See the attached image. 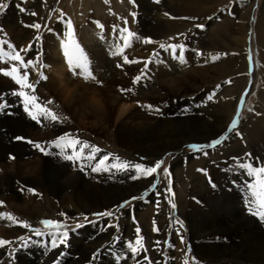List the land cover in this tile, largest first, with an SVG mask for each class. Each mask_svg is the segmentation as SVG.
Returning a JSON list of instances; mask_svg holds the SVG:
<instances>
[{
  "label": "rangeland",
  "instance_id": "374dc122",
  "mask_svg": "<svg viewBox=\"0 0 264 264\" xmlns=\"http://www.w3.org/2000/svg\"><path fill=\"white\" fill-rule=\"evenodd\" d=\"M40 1L41 3L35 4V0H0V4L7 5L3 11H0V25L2 21L1 17L5 12L12 14L18 24L22 26V30L28 29L29 19L33 17L31 13H34V11H36V13L37 11H41L40 14L43 16L38 23L41 27L33 37L34 42H37L35 49L41 52L42 62L38 61V56H32L29 59L28 54L30 51L29 49H31L30 43L26 46V49L18 50L20 55L24 58L25 63L29 60H34V66L41 64V68L39 69L40 76L37 81L32 82L31 76L27 81V83L29 82L34 85L32 87L33 89L16 84L11 77L0 72V81H2L0 82V104L4 105V107L0 108V116L3 115L0 117V148L3 145L4 148L9 149L11 145L22 141V143L29 144V146L32 144L30 153L32 155L29 154L27 158L25 156L24 160L23 158L18 160L19 158H16L14 154L10 153L0 157V190H2V192L0 191V202H2L0 203V232L3 233L7 231L11 226H14L10 228L12 231L17 232L20 229L24 231L25 227L22 226L23 222H27V224L30 225V228H25V233L19 234L17 239L11 244L9 243V247L6 248V250L8 249L5 255L6 259H1L0 264H8L10 257L17 251L26 252L31 245L33 246L38 242L37 240H39L40 237L42 239V237L51 236L48 234L49 232H42L43 235L38 236L31 231V229L51 231V229L46 228L40 223L42 220L58 221L63 225L61 231L66 230L68 232L66 242L64 244H58L56 248H53L50 243L44 242L49 244L44 247V250L47 251L45 254L51 251H58V253L61 254V257H58L56 262H63V257H67L66 252L71 256L72 244L76 242L78 236L83 235L85 238H94L93 235L100 234L101 236H109V231L111 230H114V233L111 234V241H113L112 238L117 239L114 242L109 241L110 251L108 254L111 256V259H113V263H126L133 259L142 261V257L133 256L130 249L127 247L129 243H135L137 239L136 228L139 227V235L143 237V248L147 250L139 251L144 254L143 259L148 257L151 264H165V261L167 264H185V261H187V264H198V260L195 258L194 254V242H190L188 237L190 229L185 217H183V214H187L190 211L189 207L191 205L189 206L187 204H192L195 200L194 197H196V194H194L195 191L192 190V184L190 185L191 178L196 174L200 175L203 183L211 186V183H213L212 181H214L212 178L213 172L218 170L219 173H221V183L231 189H236L241 186L240 190H243L242 188L246 190L248 187L247 184L252 179L256 178L250 176L246 169L244 170V168L240 167V162L245 160L244 163H246L248 161L247 163L251 164L254 168L264 167V162H262L264 161V57L262 56V48L258 45L256 40V22H258L261 15L264 0H220L213 5H205L204 8H211L208 13L203 15L205 18L197 15H179L176 10L179 0H159V3L155 2L156 0H147L150 5L154 6V9L150 11L146 9L144 11L140 10L138 8L139 4H141L139 0H89L88 3L92 5L84 10V12L81 11L80 6V9L77 7V0ZM248 1L254 3L251 10L248 9L246 5ZM78 3L83 6L81 4L82 0H79ZM95 3H98V5L96 6ZM37 7L39 9H37ZM21 9H26L27 11H21ZM159 16L162 19L159 18ZM246 19L248 20L249 27H247L248 32L244 39L247 44H243L240 42L243 34L241 30H239V25H242L243 21ZM68 21L71 22L72 31L74 33L71 39L80 46L84 55L87 57L86 69L70 67L68 58L64 54V45L68 41ZM125 21H127V23H125ZM57 25H61V27L58 28ZM196 25H201L202 27H197ZM83 28L88 32L90 31L88 38L86 34L82 33ZM125 28L129 32L135 34L134 37L129 38V47H124V37L127 36V32L123 33V36L121 35V31ZM164 28L166 29L164 30ZM16 33L20 32L18 31ZM2 34H4V37L0 38L4 40L3 43L9 45L11 39L5 35V32H2ZM37 36L40 37L39 40L36 39ZM248 36H250V44H248L247 41ZM86 38L88 41L97 39L99 41L97 44L99 49L94 51L93 48L95 46H90ZM160 38L163 39L160 40ZM149 39L152 43L144 42ZM161 44L165 46L183 45V62H181L180 59L178 60V58L174 59V57H179L181 54L179 47L176 49V52L173 53L171 48H161ZM51 45H53V47ZM248 45L253 58L251 68H249L247 58ZM117 47L123 48L122 55L113 54ZM55 51L60 56V61L53 66L50 64V59L56 56ZM124 56H127L129 61L135 60L138 62L124 63ZM213 56H218V59L213 60ZM48 60L50 61L48 62ZM16 64H18V62L10 61L9 58L0 59V69L10 70L11 67ZM107 65L112 66V69L106 68ZM117 65L121 66L118 67ZM230 69L232 73H229ZM51 70L54 72V75H50ZM23 71L24 70L21 69L19 74L22 75ZM137 76H141L142 78L138 83H134V78ZM52 78L56 80H54L55 83L53 84L49 83V81L53 80ZM5 81L7 83H5ZM247 81L248 83H246ZM249 82L251 86H249ZM173 88L178 90V95L171 93ZM121 89H130V91H121ZM247 89L248 91L245 94ZM20 91H23L25 96H18L15 94ZM242 91L244 94L239 98L243 93ZM209 95H212L211 100L208 99ZM32 97H35V99H32ZM243 97L244 101L239 112L237 128L233 133L229 134V137L223 144L206 149L207 155H204L203 152L200 151H193L187 146L209 144L210 141L212 142L223 135L225 133L224 130L217 134L209 135L207 132H204L206 134V139L201 142L192 140H188V142L186 139L183 144L178 142L180 146L173 151L161 152L159 155L146 157L147 161H145L146 164H144V166H152L156 161L161 159L164 161L161 169L158 170L160 179L159 183H156V193L151 190V185L155 183V175L151 177L140 175L139 178H134L137 176V173L134 168L129 167L127 170L114 169L116 172L114 170L110 172L109 170L107 174L101 175L102 177L99 179L95 176L97 173L91 170L98 161L96 160L98 154L101 156L108 155L109 158L112 156L115 158L118 157L119 161H117V163L130 162L131 165H135L136 162L134 161L136 155L134 156V154H132V156L129 157L125 154L126 152L123 151L125 148L120 150L116 145L120 140L122 141V133H125V130H128V128H131L133 123L137 122L140 118L141 115L134 114L138 109L153 113V117L160 120L162 124L168 123V125L172 126L174 123H177L174 122V120L177 119L187 122L193 121L197 125H201L205 120L207 122H211L215 119L221 120L227 112H230L229 115L233 116V119L237 118L235 112H237L239 106L238 101ZM25 100L28 102V111H25ZM149 105L152 107L149 108ZM40 109L42 111H40ZM44 109H48L52 113H55L59 119L57 121H52L50 118L45 119L42 114ZM211 111H215L216 113L212 115L210 114ZM21 112H25L24 114L30 117H32L31 115H35L33 113H37L39 117V124H37L38 129L30 133L26 131L22 137H19L21 139L17 138L15 140L12 138L13 133L7 129V125L8 123L10 124L12 116L14 117ZM29 113H31V115ZM177 113L180 115L177 116ZM122 121L126 123V129L122 127L121 130ZM50 125H52V127ZM167 131H172V129L167 128ZM53 134L55 135L53 136ZM210 135H213L212 138ZM61 136L65 137L66 143H70L69 141L76 138L80 141H86L89 145H93L100 149L94 161L87 160V163L83 167L79 165V163H81V158L72 161L68 159L62 161L63 165H67L71 162L65 172V175L72 172V181L70 182L72 185L71 188L69 187L68 191L64 193L66 196L70 195L75 198L78 193L85 192L86 194H90L92 200L96 197L99 203L103 200L106 202L100 203V207L97 208L98 210H93L94 213L89 211V214L87 213L88 215L86 214L80 218L73 214L67 215L63 213L65 215H61L60 212H56L54 207L50 205L51 203H58L52 196L54 190L50 188L52 185L51 182H54L51 180H54L57 173L50 167L52 163L54 164L56 161L54 156L55 153L60 152V148L56 147L54 142ZM197 137L198 136H195L193 139ZM9 139L12 144L8 143L9 145L6 146ZM30 140H32L31 143ZM35 143H41L40 146L41 148L43 146V151L35 147ZM86 150L89 151V149H85L84 156L87 155ZM223 154L225 155L223 156ZM33 157H36V160ZM101 158L102 157H99V160ZM223 159L224 161H222ZM26 162L32 164V167L28 168L27 172L29 177L28 182L23 181L20 174L25 168L22 164ZM44 162H46V164H44ZM62 162L60 163L62 164ZM219 163L221 164L219 165ZM5 166H7L6 169ZM8 168L10 169L8 170ZM165 168L169 170V176L164 175L163 169ZM102 172L105 171L102 170ZM116 174L118 176H116ZM117 177L126 178V181L130 183L126 184L128 190L119 195L114 191V187L110 186L111 183L118 179ZM63 180L65 181V179ZM246 180L249 182L246 183ZM43 181L49 183L47 184L49 186L44 187ZM169 181L171 182V192L168 191ZM144 188L148 191L146 198L131 200V203L124 207L123 210H116L117 206L122 202L129 201L134 196L139 197L140 194L145 192ZM260 188L259 186V190L257 191H261ZM110 192L114 194V197L108 195ZM119 196L122 198H119ZM117 197L119 200H116ZM107 198L110 199L107 200ZM169 200L175 203V208H172L171 204L168 202ZM254 200L255 198H252L250 201L251 203L245 201L246 206L244 208L246 218H244V220H246V222L241 221L240 224H249V221L254 220L253 222L264 227L263 221L260 218L261 208L259 207V203L254 202ZM108 201L109 205L107 204ZM13 204H16L19 209L16 208L14 210L12 207ZM105 204L107 205L106 207ZM149 207H151V209ZM146 208L149 209L145 211ZM67 209L72 211L75 210L72 207H67ZM150 210L155 211L153 212ZM107 211H112L114 215H96L101 212L106 213ZM179 212H181L182 215ZM7 214H10L15 220H9ZM213 214L215 216V213H212V215ZM40 217L42 219H39ZM85 217H87V219H85ZM258 218H260L261 222L257 220ZM125 224L130 225L132 231L124 234V229L120 230V228ZM247 224L243 233L240 232V236L245 243L242 253L246 255V262L242 263L241 261H235V264H258L256 261L258 259L254 257L256 259L254 260L253 254L261 255L259 252L264 251L263 247L261 248L262 245L264 246V237H260L259 234L254 233L253 228H250L251 226L247 227ZM115 225H118V228L115 227ZM251 225L254 226L253 223H251ZM164 226L166 229V236L163 240L160 239L161 236H158V232L153 229L154 227L158 228ZM184 230L187 231L185 232ZM262 232L264 233V228ZM176 233L178 240H173L172 235ZM122 234L125 235L122 241V245H125V247L123 246L124 251L116 245L119 243ZM21 237H23V239H21ZM232 238L231 235L229 238L228 236L220 237V239H222L221 243H224L221 249H223L226 244H230V242L231 247L239 243L236 242L237 240L235 237V239ZM0 239L4 240L6 238L2 235ZM218 239L219 237L215 238V241ZM8 240L9 239L5 241ZM157 242H159V244ZM34 247L38 248L37 245H34ZM40 249L38 248V250ZM154 251L157 254H155ZM14 255L11 258V263L15 260ZM98 256L100 255L98 254ZM161 256L163 257L161 258ZM94 257L95 256H93V260ZM100 258L103 260L102 257ZM98 261L99 260L96 259L93 263L96 264ZM56 262L53 261L50 264H56Z\"/></svg>",
  "mask_w": 264,
  "mask_h": 264
},
{
  "label": "bare ground",
  "instance_id": "6f19581e",
  "mask_svg": "<svg viewBox=\"0 0 264 264\" xmlns=\"http://www.w3.org/2000/svg\"><path fill=\"white\" fill-rule=\"evenodd\" d=\"M138 1V0H137ZM141 2V4H139L138 8L142 11H144L145 9L147 11L153 10L154 6L150 5L149 2L147 0H139ZM163 1V0H162ZM166 1V0H164ZM173 1H177V0H173ZM220 0H179V3L176 7V10L178 12L179 15H197L199 17L203 16L204 14L208 13V11L211 10L210 7L204 8L205 5H213L214 3L219 2ZM227 1V0H225ZM41 3L40 0H35V4L36 3ZM79 0H77V7L81 8V11L84 12V10H86L89 6H91L88 2L89 0H82V5L81 6L79 3ZM156 2V1H155ZM50 3V2H49ZM63 3V2H62ZM159 3V2H158ZM170 3V2H169ZM172 3V2H171ZM137 4V3H136ZM167 4V3H166ZM253 2L248 1L247 2V6L248 9L251 10V7L253 6ZM95 5L97 6L98 3H95ZM169 5V4H168ZM229 5V4H228ZM45 6V5H44ZM245 6V7H247ZM41 7V6H40ZM59 7V6H58ZM42 8V7H41ZM79 8V9H80ZM159 8V7H158ZM209 8V9H208ZM234 8V7H233ZM37 9H39L37 7ZM95 9V8H94ZM164 9V8H162ZM261 9V8H260ZM98 10V7H97ZM158 10V9H157ZM228 10V9H227ZM15 11V10H14ZM74 11V10H73ZM95 11V10H94ZM146 11V12H147ZM223 11V10H222ZM41 11H34L35 16L33 15L32 19H29V25H33V24H38L41 20L42 14H40ZM98 12V11H97ZM17 13V12H16ZM15 13V14H16ZM49 13V12H48ZM173 13V12H172ZM239 13V12H238ZM40 14V15H39ZM143 14V13H142ZM153 14V13H152ZM218 14V13H217ZM138 15V14H137ZM139 16V15H138ZM146 16V15H145ZM155 16V15H154ZM164 16V15H163ZM171 16V15H170ZM174 16V15H173ZM225 16V15H224ZM140 17V16H139ZM204 17V16H203ZM202 17V18H203ZM213 17V16H212ZM2 21H1V29H0V37L3 38L4 34H2V32H5V35L7 37H9L11 39V42L9 43L10 45L13 46V48L15 49V51L18 50H24L26 49V46L30 43L31 49H29V59L33 56L39 57V62H42V55L40 51H37L35 49V47L37 46V42H34L33 37L34 35L37 33V29L33 28V27H28V29H21L22 26H20L18 24V22L14 19V17L12 16V14L10 13H4L3 16L1 17ZM16 18V17H15ZM77 18V17H76ZM144 18V17H143ZM159 18H161L159 16ZM205 18V17H204ZM210 18V17H209ZM21 19V18H20ZM74 19V18H73ZM162 19V18H161ZM171 19V18H170ZM215 19V18H214ZM140 20V19H139ZM167 20V19H166ZM76 21V19H75ZM146 21V20H145ZM157 21V20H156ZM20 22V21H19ZM173 22V21H172ZM171 22V23H172ZM257 23V34H256V40L258 45L262 48V56L264 57V5L261 9V15L258 19ZM80 24V22H79ZM156 24V23H155ZM165 24V22H164ZM206 24V23H205ZM176 25V24H175ZM158 26V25H155ZM58 28L61 27V25H57ZM167 27V26H166ZM177 27V26H176ZM175 27V28H176ZM184 27V26H183ZM247 27H249L248 24V20L246 19L245 21H243L242 25H239V30H241L242 32V39L240 40L241 43L243 44H247V42H245V36L246 33L248 32ZM172 28V27H171ZM170 28V30H171ZM206 28V27H205ZM166 28H164L165 30ZM189 29V28H188ZM193 29V28H192ZM143 30V29H142ZM20 32V33H16V32ZM149 31V30H148ZM185 31V30H184ZM199 31V30H198ZM90 32V31H89ZM88 31H86L83 28V34H86V37H89V33ZM145 32V31H144ZM180 33V32H179ZM95 34V33H94ZM164 34V33H163ZM200 34V33H199ZM241 34V33H240ZM145 35V34H144ZM149 35V34H148ZM167 35V34H166ZM195 35V34H194ZM94 36V35H93ZM168 36V35H167ZM174 36V35H173ZM179 36V35H178ZM198 36V35H197ZM47 37V36H46ZM202 37V36H201ZM229 37V36H228ZM0 38V48L2 50H4L5 53H9L12 52V49L8 48L7 44H4L3 41ZM50 38V37H49ZM78 38V37H77ZM86 38V40H87ZM192 38V37H191ZM90 39V38H89ZM163 39V38H162ZM160 38V40H162ZM178 39V38H177ZM231 39V38H230ZM45 40V39H44ZM229 40V39H228ZM88 41V40H87ZM155 41V40H154ZM219 41V40H218ZM251 41V40H250ZM98 40H90L88 41V44H90V46H95L93 49L94 51L98 50ZM228 42V41H227ZM239 42V41H238ZM157 43V42H156ZM197 43V42H196ZM217 44V43H216ZM221 44V43H220ZM219 44V45H220ZM140 45V43H139ZM144 45V44H143ZM222 45V44H221ZM231 45V44H230ZM50 46V45H49ZM53 47V45H51ZM150 46V45H149ZM159 46V45H158ZM51 47V48H52ZM233 47V46H232ZM29 48V47H28ZM148 48V47H147ZM146 48V49H147ZM151 48V47H149ZM92 49V48H91ZM142 49V47H141ZM217 49V48H216ZM154 50V49H153ZM140 51V50H139ZM48 52V51H47ZM56 52V51H55ZM160 52V51H159ZM193 52V51H192ZM99 53V52H98ZM146 53V52H145ZM14 54V53H13ZM54 54V53H53ZM56 56H54L53 58H51L50 60H48V62L50 61V64L54 66V64H56L58 61H60V56L58 55V53H55ZM54 54V55H55ZM49 55V54H48ZM51 55V54H50ZM150 55V54H149ZM178 55V54H177ZM246 55V54H245ZM177 57V56H176ZM27 58V57H26ZM50 58V57H49ZM34 59V58H32ZM175 59V58H174ZM177 59V58H176ZM179 60V59H178ZM7 61V60H5ZM34 61V60H33ZM173 61V60H172ZM264 61V60H263ZM4 62V61H3ZM2 62V63H3ZM46 62V61H45ZM262 62V61H261ZM7 63V62H6ZM225 63V62H224ZM43 65V64H42ZM132 65V64H131ZM138 65V64H137ZM168 65V64H167ZM114 66V65H113ZM231 66V65H230ZM41 68V64L40 65H36V66H29L28 68V75L29 77L31 76V80L32 82H36L38 77L40 76V69ZM54 68V67H53ZM106 68L112 69V66L107 65ZM160 68V67H159ZM182 68V67H181ZM224 68V67H223ZM264 68V67H263ZM170 69V68H169ZM175 69V68H174ZM222 69V68H221ZM53 70V69H52ZM50 71V75H54L53 71ZM108 70V69H106ZM161 70V69H160ZM164 70V68H163ZM162 70V71H163ZM247 70V69H246ZM47 71V70H46ZM166 71V70H165ZM174 71V70H173ZM178 71V70H177ZM180 71V70H179ZM48 72V71H47ZM182 72V71H181ZM232 73L231 69L229 70V73ZM169 73V72H168ZM33 74V76H32ZM43 74V72H42ZM246 74V73H245ZM44 75V74H43ZM159 75V74H158ZM162 75V74H161ZM198 75V74H197ZM45 76V75H44ZM168 76V75H167ZM184 76V75H183ZM54 77V76H53ZM231 77V76H230ZM47 78V77H45ZM173 78V77H171ZM53 79V78H52ZM55 79H53L52 81H49V83H55L54 81ZM58 80V79H57ZM167 80V79H166ZM198 80V79H196ZM165 81V80H164ZM195 81V80H194ZM238 81V80H237ZM250 81V80H249ZM2 82V81H0ZM47 82V81H46ZM5 83H7L5 81ZM29 83V82H28ZM58 83V82H57ZM166 83V82H165ZM183 83V82H182ZM248 83V81L246 82ZM245 83V84H246ZM250 83V82H249ZM35 84V83H34ZM51 84V85H52ZM172 84V83H171ZM197 84V83H195ZM40 85V84H39ZM38 85V86H39ZM169 85V84H168ZM2 86V85H1ZM34 86V85H33ZM7 87V85H6ZM47 87V86H46ZM169 87V86H168ZM171 87V86H170ZM173 87V86H172ZM175 87V86H174ZM10 88V87H9ZM56 88V87H55ZM182 88V87H181ZM21 89V88H20ZM57 89V88H56ZM186 89V88H185ZM241 89V88H240ZM244 89V88H243ZM60 90V89H59ZM160 91V90H159ZM169 91V90H168ZM181 91V90H180ZM188 91V90H187ZM211 91V90H210ZM244 91V90H243ZM242 91V92H243ZM189 92V91H188ZM63 93V92H62ZM172 94H176L178 95L179 92L176 88H173V90L171 91ZM214 93V92H213ZM225 93V92H223ZM212 94V93H211ZM221 94V93H220ZM244 94V92L241 94V96L239 98L242 97V95ZM169 96V95H168ZM185 96V95H183ZM7 97V96H6ZM16 97V96H15ZM223 97V96H222ZM235 97V96H234ZM17 98V97H16ZM186 98V97H185ZM237 98V97H236ZM238 98V99H239ZM4 99V98H3ZM24 99V98H23ZM226 99V98H225ZM229 99V98H228ZM215 100V99H214ZM220 100V99H217ZM222 100V98H221ZM240 101V99H239ZM238 101V102H239ZM210 102V101H209ZM178 103V102H176ZM204 103V102H203ZM212 103V102H211ZM228 103V102H227ZM225 104V103H223ZM169 105V104H168ZM181 105V104H180ZM183 105V104H182ZM234 105V104H233ZM18 108V107H17ZM180 108V107H179ZM202 108V107H201ZM210 108V107H209ZM212 108V107H211ZM106 110V109H105ZM121 110V109H120ZM125 110V109H124ZM142 109H138L136 110V112H134L135 115H141L140 118L137 120V122H134L133 125L131 126V128H128V130H125V133H122V141L120 140L119 143L116 145V147L118 149H122L125 148V151L129 157L132 156V154H134L135 157V161L137 164H141L144 165L146 164L145 161L146 157L151 156V155H159L161 152L165 153L166 151H173L176 148H178L180 145L178 144V142L180 144H183V142L187 139L188 140H192V141H197V142H201L204 139H206V134L204 132H207V134H217L218 132H222V130L226 131V129L230 126V123L234 120L233 116L229 115V113L227 112L221 120L219 119H215L212 120L211 122H207L206 120L204 121V123H202L201 125H197L195 122L190 121H181V120H174V123L172 126L168 125V123L162 124V122L160 120H157L155 117H153V113L150 112H144L141 111ZM167 110V109H166ZM230 110V109H229ZM40 111H42L40 109ZM94 111V110H93ZM181 111V110H180ZM7 112V111H6ZM175 112V111H174ZM222 112V111H221ZM13 113V112H12ZM25 113V112H24ZM23 112L19 113L16 116H12L11 117V122L10 124L8 123L7 125V129L10 130L13 133L12 138H14L15 140L19 137H22V135L27 131L28 133L32 132L33 130L37 131L38 129V125L39 122V117L37 116V113H33L35 114V116H37V120H33L32 117H30L29 115L24 114ZM62 113V112H61ZM103 113V112H102ZM118 113V112H117ZM124 113V112H123ZM168 113V112H167ZM215 111H211L210 114H215ZM219 113V112H218ZM223 113V112H222ZM236 113V112H235ZM1 114V112H0ZM8 114V113H7ZM123 115V114H122ZM177 116H179L180 114L177 113ZM209 115V114H208ZM211 115V116H212ZM3 116V115H1ZM0 116V117H1ZM5 116V115H4ZM32 116V115H31ZM105 116V115H104ZM219 116V115H218ZM44 117V116H43ZM204 117V116H203ZM206 117V116H205ZM10 118V117H9ZM124 119V118H123ZM128 119V118H127ZM202 119V118H201ZM205 119V118H204ZM213 119V118H212ZM5 120V119H3ZM41 120V119H40ZM195 120V119H194ZM127 121V120H126ZM203 121V120H202ZM41 122V121H40ZM99 122V121H98ZM53 123V122H51ZM64 123V121H63ZM56 124V123H55ZM67 124V123H66ZM126 123L122 121L121 123V130L122 127H124V129H126L125 127ZM5 126V125H4ZM52 127V125H50ZM56 126V125H55ZM59 126V125H58ZM57 127V126H56ZM92 127V126H91ZM58 128V127H57ZM61 128V127H60ZM63 128V127H62ZM79 128V127H78ZM84 128V127H83ZM167 128H171L172 131H167ZM66 129V128H65ZM76 129V128H74ZM54 130V128H53ZM45 131V129H44ZM47 131V130H46ZM65 131V130H64ZM71 131V130H70ZM120 131V130H119ZM53 132V131H52ZM27 133V134H28ZM49 133V132H48ZM44 134V133H43ZM50 135V134H49ZM55 134H53L54 136ZM28 136V135H27ZM32 136V135H31ZM30 136V137H31ZM41 136V135H40ZM73 136V135H72ZM75 136V135H74ZM119 136V135H118ZM195 136H198L196 139ZM211 136V135H210ZM213 136V135H212ZM211 136V138H212ZM76 137V136H75ZM112 137V136H111ZM216 137V136H215ZM220 137V136H219ZM229 137V136H228ZM234 137V136H233ZM232 137V138H233ZM36 138V137H35ZM114 138V137H112ZM217 138V137H216ZM27 139V138H26ZM29 139V138H28ZM69 139V138H68ZM76 139V138H75ZM215 139V138H214ZM33 140V139H32ZM30 140V142L32 141ZM37 140V138H36ZM83 140V139H82ZM68 141V140H67ZM90 141V140H89ZM114 141V140H113ZM231 141V140H230ZM23 142V141H22ZM22 142L19 143H15L14 145H11L9 149H6L3 147V145L0 148V157L2 155H6V154H14V156H16V158H19L18 160H20V158H23L27 156L31 153V148H32V144L31 146H29V144H24ZM70 142V141H69ZM108 142V141H107ZM189 142V141H188ZM211 142V141H210ZM235 142V141H234ZM237 142V141H236ZM11 143V140L9 139L7 142L8 146ZM46 143V142H45ZM36 144V143H35ZM41 144V143H40ZM194 144V143H193ZM113 145V144H112ZM100 147V146H99ZM115 147V146H114ZM43 148V146H42ZM67 148V149H65ZM65 148H60V152L55 153V159L56 161L54 162V164L52 163L51 167L49 165L50 168H52L53 170L56 171V175L54 177V180H50L54 181L51 182V189H53L54 191L52 192V196L54 198V200L58 203H51L50 205L54 207V210L56 212H60V213H66L67 215H76L78 218L85 216L89 211L93 212V210L97 209L100 207V203H106L104 200L101 201L100 203L98 202V198H94V200L91 199L90 194H86L85 192H81L78 193L76 195L75 198H73L70 195H65L64 193H66L69 189V187L71 188V173H67L65 175V172L67 170V168L70 166L71 162L68 163L67 165H63V160H66V156L73 154V150L71 147H65ZM35 149V148H34ZM103 149V148H102ZM9 152H8V151ZM79 150V146H77V153ZM117 150V149H116ZM38 151V150H37ZM133 151V152H132ZM36 152V151H35ZM34 152V153H35ZM132 152V153H131ZM259 152V151H258ZM86 153H88V150H86ZM102 153V152H101ZM105 153V152H104ZM177 153V152H176ZM182 153V152H181ZM53 154V153H52ZM107 154V153H106ZM32 155V154H30ZM118 155V154H117ZM225 154H223L224 156ZM231 155V154H229ZM13 156V155H12ZM221 156V157H223ZM4 157V156H3ZM44 157V156H42ZM51 157V156H50ZM98 158H96V160H99V157H103L100 154H98L97 156ZM179 157V156H178ZM234 157V156H233ZM260 157V156H259ZM7 158V157H5ZM34 158V157H33ZM36 158V157H35ZM34 158V159H35ZM38 158V157H37ZM41 158V156H40ZM239 158V157H238ZM257 158V157H256ZM126 159V158H125ZM133 159V158H132ZM236 159V158H235ZM246 159V158H245ZM260 159V158H259ZM4 160V159H3ZM17 160V163H18ZM36 160V159H35ZM51 160V159H50ZM53 160V159H52ZM87 158L86 156H82L81 157V163H79V165H81V167L85 166V164L87 163ZM128 160V159H127ZM189 160V159H188ZM232 160V159H231ZM254 160V159H251ZM7 161V160H6ZM72 161V160H71ZM94 161V160H93ZM224 161V159L222 160ZM221 161V162H222ZM245 161V160H244ZM242 161V162H244ZM5 162V161H4ZM29 162V161H28ZM28 162L23 163L22 166L24 165L25 168L23 171H21V179L23 181L28 182L29 177L27 175L28 172V168L32 167L31 163L28 164ZM33 162V161H32ZM50 162V161H49ZM62 162V164L60 163ZM220 162V161H219ZM248 162V161H247ZM246 162V163H247ZM264 162V161H262ZM117 163V160L115 159V157H110L109 160L106 162L107 165H112ZM135 163V164H136ZM238 163V162H237ZM241 163V162H240ZM44 164H46V162H44ZM78 164V163H77ZM76 164V165H77ZM180 164V163H179ZM183 164V163H182ZM218 164V163H217ZM221 163H219L220 165ZM223 164V163H222ZM255 164V163H254ZM34 165V164H33ZM43 165V164H42ZM226 165V164H225ZM228 165V164H227ZM40 166V165H39ZM44 166V165H43ZM229 166V165H228ZM232 166V165H231ZM234 166V165H233ZM240 166V165H239ZM7 166H5L6 169ZM18 167V166H17ZM79 167V166H78ZM92 167V166H91ZM104 166L102 165L101 168H103ZM212 167V166H211ZM16 168V167H15ZM21 168V166H20ZM48 168V166H47ZM10 168H8L9 170ZM44 169V168H43ZM116 168H110V172H113V170ZM187 169V168H186ZM204 169V168H203ZM228 169V167H227ZM73 170V169H72ZM191 170V168H190ZM245 170V169H244ZM54 171V172H55ZM91 171V170H90ZM115 171V170H114ZM183 171V170H182ZM187 171V170H186ZM223 171V170H222ZM20 172V171H19ZM116 172V171H115ZM119 172V171H118ZM213 172V171H212ZM211 172V173H212ZM225 172V171H224ZM239 172V171H238ZM87 173V172H86ZM97 174L95 176H97V178H101L103 174H107L108 171L102 172L98 171L96 172ZM197 173V172H196ZM23 174V175H22ZM224 174V173H223ZM245 174V173H244ZM18 175V174H17ZM30 175V174H29ZM84 175V174H83ZM88 175V174H87ZM93 175V174H92ZM230 175V174H229ZM232 175V174H231ZM32 176V175H31ZM107 176V175H106ZM116 176H118L116 174ZM211 176V175H210ZM247 176V175H246ZM93 177V176H92ZM91 177V178H92ZM205 177V176H204ZM219 177V179H218ZM230 177V176H229ZM232 177V176H231ZM234 177V176H233ZM240 177V176H239ZM20 178V176H19ZM77 178V177H76ZM95 178V177H94ZM118 178V177H117ZM214 181H212L213 183H211V186H209L206 183H203L202 181V177L200 175H194L191 178V183L192 184V190H194V194H196L195 200L192 202V204H187V205H191L189 207V212L186 214H183V217H185L186 222L188 223L190 232H189V241L190 242H194L193 246L195 247V258L198 260V264H235V261L237 262H246V255L242 253L243 251V246L245 245L243 238H241V233H243V231L246 229V224H240L241 221L246 222V220H244L245 217V206L246 203L245 201H247V203H251L250 201L252 200L253 197V191L250 189V185L253 184H257V180L256 179H252L250 182L246 180V183H248V187L245 190L244 188H242L243 190H240L239 188L236 189H231L229 187H227L225 184L221 183V173H219L218 170L213 172V177ZM5 179V178H4ZM18 179V178H17ZM65 179V181L63 180ZM176 179V178H174ZM224 179V178H223ZM235 179V178H234ZM107 180V178H106ZM126 178H118L115 180V182L111 183L110 186L114 187V191H116V193L122 194V192L127 191V185L126 184H130L126 181ZM177 180V179H176ZM175 180V181H176ZM188 180V178H187ZM230 180V179H229ZM84 181V180H83ZM97 181V180H96ZM110 181V180H109ZM113 181V180H112ZM111 181V182H112ZM148 181V180H147ZM178 182V181H176ZM180 182V181H179ZM44 183V187H48L49 183L43 181ZM220 183V184H219ZM92 184V183H91ZM135 184V183H134ZM43 185V184H42ZM74 185V184H73ZM158 185V184H157ZM183 185V184H182ZM10 186V185H9ZM143 186V185H142ZM175 186V185H174ZM185 186V185H184ZM94 187V186H93ZM92 187V188H93ZM135 187V185H134ZM258 184H257V189H258ZM97 188V187H95ZM99 188V187H98ZM106 188V187H105ZM133 188V186H132ZM178 188V187H177ZM180 188V187H179ZM48 189V188H47ZM110 189V187H109ZM145 189V188H144ZM174 189V188H173ZM13 190V189H12ZM94 190V189H93ZM111 190V189H110ZM141 190V189H140ZM185 190V189H184ZM261 191H264V188H260ZM2 192V190H0ZM15 191V190H14ZM105 191V190H104ZM146 191V189H145ZM177 191V190H176ZM0 192V193H1ZM89 192V191H87ZM103 192V191H102ZM143 192V191H142ZM154 192V191H153ZM115 193V194H116ZM156 193V190H155ZM154 193V194H155ZM80 194V195H79ZM153 194V193H151ZM102 195V194H101ZM108 195L110 197H114V194L112 192L108 193ZM126 195V194H125ZM135 195V194H134ZM141 195V194H140ZM106 196V195H105ZM175 196V195H174ZM179 196V195H178ZM189 196V195H188ZM128 197V196H127ZM131 197V196H130ZM119 198H122L121 196H119ZM119 198L117 197L116 200H119ZM146 198V197H145ZM153 198V197H152ZM157 198V197H156ZM182 198V197H181ZM110 198H107V200ZM155 199V197H154ZM162 199V198H161ZM178 199V198H177ZM15 200V199H14ZM106 200V201H107ZM114 200V199H113ZM35 201V200H34ZM90 201H94V202H90ZM139 201V200H138ZM179 201V200H178ZM187 201V200H186ZM185 201V202H186ZM16 202V201H15ZM14 202V203H15ZM159 202V201H158ZM189 202V201H188ZM191 202V201H190ZM109 203V201L107 202V204ZM137 203V202H136ZM145 203V201H144ZM161 203V202H160ZM179 203V202H178ZM183 203V202H182ZM194 203V204H193ZM156 204V203H155ZM24 205V204H23ZM109 205V204H108ZM111 205V204H110ZM113 205V204H112ZM170 205V204H168ZM258 205V204H257ZM107 205L105 204V207ZM150 206V205H149ZM160 206V205H159ZM11 207V206H10ZM12 207L14 208V210L18 208V206L16 204H13ZM67 207H72L75 210H68ZM179 207V206H178ZM151 209V207H149ZM146 208L145 211H147ZM180 208V207H179ZM188 208V207H187ZM157 209V208H156ZM178 209V208H177ZM98 210V209H97ZM123 210V209H122ZM129 210V209H128ZM159 210V209H158ZM181 210V208H180ZM17 211V210H16ZM19 211V210H18ZM153 211V210H150ZM155 211V210H154ZM153 211V212H154ZM187 211V210H185ZM15 212V211H14ZM132 212V211H131ZM160 212V211H159ZM261 212H264V209L261 208ZM94 213V212H93ZM92 213V214H93ZM102 213V212H101ZM133 213V212H132ZM150 213V212H149ZM181 214V212H179ZM212 213H215L212 215ZM89 214V213H88ZM87 214V215H88ZM162 214V213H161ZM250 214V213H249ZM48 215V214H47ZM65 215V214H64ZM138 215V214H137ZM182 215V214H181ZM3 216V215H2ZM140 216V215H139ZM155 216V215H154ZM47 217V216H46ZM45 217V218H46ZM117 217V216H116ZM75 218V217H74ZM109 218V217H108ZM132 218V217H131ZM182 218V217H181ZM250 218V217H249ZM261 218V217H260ZM260 218H258L257 220L259 222H261ZM7 219V218H6ZM31 219V218H30ZM37 219V218H36ZM39 219H42L41 217ZM83 219V218H82ZM248 219V218H247ZM171 220V219H170ZM40 221V220H39ZM121 221V220H120ZM155 221V220H154ZM161 221V220H160ZM248 221V220H247ZM254 221V220H253ZM253 221H249V224H247V227L251 226L250 228H253L254 233H257L260 235V237H264V233L262 225H258L257 223L253 222ZM263 221V226H264V220ZM13 222V221H12ZM131 222V221H130ZM157 222V220H156ZM167 222V221H166ZM182 222V221H181ZM113 223V222H112ZM122 223V222H120ZM178 223V222H177ZM251 223L254 224L251 225ZM7 224V223H6ZM5 224V225H6ZM148 224V223H147ZM166 225V224H165ZM3 226V225H2ZM8 226V225H7ZM152 226V225H151ZM187 226V227H188ZM14 227V226H13ZM12 226L10 228H13ZM107 227V226H106ZM173 227V226H172ZM10 228H8L7 231L1 233L0 232V236L4 235L8 241H11V243L17 239L19 237V234H23L25 233L26 229L24 228V231H22V229H20L19 231L15 232L10 230ZM183 228V226H182ZM186 228V227H184ZM109 229V228H107ZM124 229V234L126 232L132 231V227L128 224H125L124 226H121L120 230ZM157 229H159L158 232V236H161L160 239H165L166 236V229L165 226L164 227H158ZM170 229V228H169ZM118 231V229H117ZM148 231V230H147ZM179 231V230H178ZM185 231V230H184ZM187 231V230H186ZM185 231V232H186ZM249 231V230H248ZM251 231V230H250ZM79 232V231H78ZM110 235L109 236H105V235H93L94 238H85L83 235H80L77 237L76 242H74L72 244V254L71 256L67 253V257H63L64 259L63 262H58V264H95L93 262H95V260H99L98 263L96 264H114L113 263V259H111V256L108 254L110 251L109 248V241H111V234L114 233V230L109 231ZM181 232V231H180ZM183 232V231H182ZM120 233V232H119ZM123 233V232H122ZM171 233V232H170ZM169 234V233H168ZM115 235V234H114ZM150 235V234H149ZM176 234L172 235L173 240H176ZM231 235V237H235L236 238V242L237 245H234L231 247V242L230 244H226V246L222 248L224 243L222 242V239H220V237L222 238V236H229ZM252 235V234H251ZM105 236V237H104ZM116 236L118 237V234L116 233ZM115 236V237H116ZM120 236V235H119ZM135 236V235H134ZM88 237V236H87ZM120 241L119 243H117L116 245L119 246V248L121 250H123V246L125 247V245H122V241L123 238L125 237V235H121L120 236ZM185 237V236H184ZM219 237L218 240L215 241V238ZM252 237V236H251ZM75 238V236H74ZM232 238V239H233ZM234 238V239H235ZM53 237H40L39 240H37L38 242H36L38 248L41 249L38 250V248H35L34 245L31 247H29L26 252H19L17 251L16 255H14L15 260L13 261V263H11V258L13 257V255L10 257L9 259V263L8 264H50L53 261L56 262L58 257H61L58 253V251H51L48 254H45L47 251L44 250V247H46L49 244H46L44 242L50 243L52 241ZM114 242L117 239L112 238ZM148 240V239H147ZM171 240V239H170ZM178 240V239H177ZM188 241V242H189ZM110 242V243H111ZM187 242V241H186ZM189 242V243H190ZM10 243V244H11ZM263 243V242H262ZM10 244H6L3 246H0V260L5 258L6 252L8 251V249L6 250L7 247H9ZM46 244V245H45ZM69 244V243H68ZM71 244V243H70ZM145 244V243H144ZM154 244V243H153ZM187 244V243H186ZM176 245V244H174ZM151 246V245H150ZM260 246V245H259ZM19 247V246H18ZM65 247V246H64ZM263 247L264 250V246L262 245L261 248ZM250 248V247H249ZM26 249V248H24ZM23 249V250H24ZM34 249V250H33ZM70 249V250H71ZM112 250V248H111ZM124 251V250H123ZM245 251V250H244ZM121 252V251H120ZM158 252V251H157ZM185 252V251H184ZM155 254H157L154 251ZM152 253V254H154ZM186 253V252H185ZM259 253H261V255H257V254H253V259L256 260L255 258H257L258 260L257 263L258 264H264V251H260ZM11 254V253H10ZM98 254L100 256H98ZM118 254V253H117ZM154 254V255H155ZM18 255V256H17ZM93 256L94 260H93ZM116 256V255H115ZM139 258L142 257V261L139 260H127L128 262H123L120 264H148V262L145 261V259H143L144 254L142 252H138V254L136 255ZM169 256V255H168ZM102 257L103 260L100 258ZM163 256H161L162 258ZM255 257V258H254ZM136 258V257H135ZM6 259V258H5ZM157 259V258H156ZM175 259V258H174ZM93 260V261H92ZM164 260V259H163ZM178 260V259H177ZM160 262V261H159ZM169 262V261H168ZM181 262V261H180ZM117 264V263H115ZM256 264V263H255Z\"/></svg>",
  "mask_w": 264,
  "mask_h": 264
},
{
  "label": "snow or ice",
  "instance_id": "6c2138e0",
  "mask_svg": "<svg viewBox=\"0 0 264 264\" xmlns=\"http://www.w3.org/2000/svg\"><path fill=\"white\" fill-rule=\"evenodd\" d=\"M156 2L158 3L159 0H156ZM7 5L6 4H0V11H3L4 8H6ZM21 11H27L26 9H21ZM32 15H35V13H31ZM134 15V14H133ZM125 23H127V21H125ZM197 27H202L201 25H196ZM28 27H33L37 30L40 29L41 25L39 24H33V25H28ZM67 27L69 29L68 32V41L65 43L64 48H65V56L68 58V64L70 67H77V68H81V69H86L87 68V57L84 55L83 50L80 48V46L75 43L71 37L73 36V31H72V26H71V22L68 21L67 22ZM127 32V36L124 37V47H129L130 46V39L131 37H134L135 34L129 32L126 28L123 29L121 31V35L123 36V33ZM37 40L40 39L39 36L36 37ZM145 43H152V41L149 40H145ZM171 48L172 52L175 53L176 49L179 47L181 50V54L179 57H174V58H178L181 60V62H183V50H184V46L183 45H169V46H165L164 44H161V48ZM9 49H12V52L9 53H5L2 49H0V59H3L4 56H8L10 61H16L18 62V64L13 65L11 67L10 70H5V69H0V72H2L4 75L11 77L16 84L21 85L22 87H28V88H32L33 85L30 83H27L28 79H29V75H28V68L29 66H34V61L29 60L27 61V63H25L24 58L20 55V53L18 51H15V49L13 48L12 45H8ZM14 53V54H13ZM114 55H122L123 54V48L121 47H117L116 51L113 53ZM124 59V63H136L138 61H129L127 56L123 57ZM213 60L218 59V56H213L212 57ZM150 62V61H149ZM118 67H120L121 65H117ZM147 66V65H145ZM21 69H23V74L20 75V71ZM142 77L141 76H137L136 78H134V83H138L140 81ZM121 91H130V89H121ZM18 96H25V93L23 91L17 92L15 93ZM32 99H35V97H32ZM209 100L212 99V95H209L208 97ZM243 103V101L241 102ZM4 107L3 104H0V108ZM149 108H151L152 106L149 105ZM28 102L27 100H25V111H28ZM158 111V109H157ZM31 115V113H29ZM42 114L44 115L45 119L50 118L52 121H57L59 119V117L55 114L52 113L50 110L48 109H44ZM238 117H239V113L237 114V119H234L231 122V125L226 129L225 133L223 135H221L220 137H218L217 139H215L214 141L210 142L209 144H205V145H188L187 147L193 151H200L203 152L204 155H207V151L206 149L209 148H214L218 145L223 144V142L228 138L229 134L233 133L234 130L237 128L238 125ZM32 119L33 120H37V116L32 115ZM39 122V121H37ZM238 134V133H237ZM21 139V138H18ZM31 143V142H30ZM56 144V147L58 148H65V147H71L73 150V154L71 155H67L65 158L68 160H74V159H79L82 156H84L85 154V149H89L86 158L89 161H92L95 159L96 154L99 153L100 149H98L97 147L93 146V145H89L86 141H80L78 139H72L70 141V143H66L65 142V137L61 136L58 138V140L56 142H54ZM37 148H40L41 151H43V148H41L40 144H35L34 145ZM77 146H79V150L77 153ZM117 161H119V158H115ZM109 160V156L105 155L103 156L100 160H98L96 162V165L92 167V171L93 172H98V171H109L110 168H116L117 170H127L129 167H132L135 169L137 176L134 178H139L140 175L144 176V177H151L153 175H155V183H153L151 185V190L155 191L156 190V183H159V172L158 170L161 169L164 161L158 160L155 162L154 165L152 166H144L141 164H135V165H131L130 162H118L112 165H107L106 162ZM104 166L103 168H101V166ZM240 167L244 168L247 170L248 174L250 176H254L257 180V184L261 187L264 188V167L262 168H254L251 164L249 163H244L241 162ZM201 171H205V170H201ZM163 173L165 176H169V170L167 168L163 169ZM257 184H253L250 185V189L253 191V197L255 198L254 202H258L259 203V207L264 209V191H257ZM168 191L171 192V182L169 181V187H168ZM148 195V191L146 190L144 193H142L139 197H132L129 201H124L122 202L120 205L117 206V211H119L120 209H123L124 207H126L127 205H129L131 203V200H136V199H144L146 196ZM172 208H175L176 205L172 200L168 201ZM2 203V202H0ZM255 214V213H254ZM61 215H64L63 213H61ZM96 215H108V216H113L114 213L112 211H107L106 213H98ZM260 217L262 220H264V212L260 213ZM7 218L9 220H15L14 217H12L10 214H7ZM85 219H87V217H85ZM41 224H43L46 228L51 229V231H49V235H51L53 237L52 241H51V245L53 248H56L58 246V244H64L66 242L67 236H68V232L65 231H61V229L63 228V225L58 222V221H52V220H42L40 222ZM155 224V221H154ZM23 227L25 228H30V225L27 224V222H23ZM79 226V225H78ZM115 227L118 228V225H115ZM154 231H159V229L155 228L153 229ZM31 231H33L36 235H43V233L41 232L40 229H31ZM136 233H137V239L135 240V243H129L127 245V247L130 249L131 253L133 256H136L138 254L139 251H147L146 249L143 248V237L139 235L140 233V228L137 227L136 228ZM21 239H23V237H21ZM11 243V241H5L0 239V246L6 245ZM159 244V242H157ZM139 246V247H137ZM146 261H148V264H151V261L149 260L148 257L144 258ZM56 264H58V262H56ZM165 264H167V262L165 261ZM185 264H187V261H185Z\"/></svg>",
  "mask_w": 264,
  "mask_h": 264
},
{
  "label": "water",
  "instance_id": "95a60500",
  "mask_svg": "<svg viewBox=\"0 0 264 264\" xmlns=\"http://www.w3.org/2000/svg\"><path fill=\"white\" fill-rule=\"evenodd\" d=\"M249 44V43H248ZM248 56H249V67L251 68L252 67V54H251V50H250V47H249V45H248Z\"/></svg>",
  "mask_w": 264,
  "mask_h": 264
}]
</instances>
